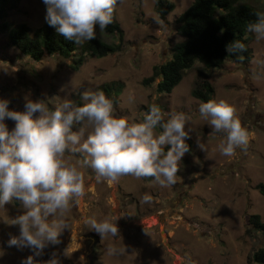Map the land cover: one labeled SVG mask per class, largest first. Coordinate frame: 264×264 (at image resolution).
I'll use <instances>...</instances> for the list:
<instances>
[{"label": "rangeland", "instance_id": "1", "mask_svg": "<svg viewBox=\"0 0 264 264\" xmlns=\"http://www.w3.org/2000/svg\"><path fill=\"white\" fill-rule=\"evenodd\" d=\"M168 1L173 10L162 19L155 11V0H118L111 25L117 24L122 31L120 50L102 58L87 57L76 69L72 58L45 56L34 61L23 56L0 31V99L9 101V110L23 112L29 99L45 100L49 108L65 96L83 103L79 93L84 90L100 91L105 84L120 83L121 92L113 104L118 117L138 123L152 103L166 114L183 112L191 117L186 125L192 130L186 140L189 152L181 160L173 186L132 176H123L114 185L96 183L94 172L82 169L85 187L91 188L82 203L65 215L68 227L58 237L60 243L34 257L40 264L53 252L60 264H255L249 257L264 248V232H247L249 216L258 215L264 222V195L259 189L264 185V64L258 63L264 60V40L249 35V62H226L209 70L195 63L169 94L158 93V79L150 84L144 80L154 66L170 59L171 48L182 40L176 19L192 2ZM248 2L264 12V0ZM8 5L0 24H26L31 29L46 24L41 0H15ZM96 39L118 43L117 35L105 30H97ZM201 70L213 87L212 100H223L236 109L235 116L250 135L246 151L237 150L231 157L219 153L223 134L212 133L198 113L202 102L191 96ZM5 123L9 130L14 126L11 120ZM145 194L151 197L149 202L142 199ZM24 211L16 199L0 211V264H20L32 255L27 247L7 245L10 237L19 235L11 220ZM82 217L97 221L118 217L121 239H101L87 225L77 223ZM109 244L125 251L109 256Z\"/></svg>", "mask_w": 264, "mask_h": 264}, {"label": "clouds", "instance_id": "2", "mask_svg": "<svg viewBox=\"0 0 264 264\" xmlns=\"http://www.w3.org/2000/svg\"><path fill=\"white\" fill-rule=\"evenodd\" d=\"M41 2L46 24L64 39L80 45L94 40L97 30L103 31L112 23L118 0ZM255 15L256 20L248 23L245 30L261 41L264 12ZM156 23L163 25L160 20ZM244 51L246 45L239 40L225 45L228 55ZM258 63L264 64V60ZM79 96L83 102L79 105L65 96L54 108H49L45 100L29 99L23 112L9 110V101L0 99V211L13 199L25 210L11 220L18 226L19 235L7 241L8 246L27 247L32 252L20 264H40L34 257L60 243L58 237L68 227L65 215L82 203L91 188L85 187L82 169H91L96 183L114 185L123 176L151 177L160 186L170 187L177 183L181 160L189 152L186 140L192 130L186 127L191 119L187 114H166L152 103L142 121L130 122L115 114L112 99L102 91L84 90ZM235 112L223 100H209L198 107L199 116L211 126L212 133L223 134L217 148L227 157L234 156L237 150L246 151L250 140ZM6 119L14 122L11 130ZM198 147L204 151L203 145L198 143ZM71 159L75 164L69 162ZM142 199L149 202L151 197L145 194ZM117 219L82 217L77 223L87 225L101 239H121ZM124 251L125 247L114 244L107 247L109 256ZM43 264L60 261L53 252Z\"/></svg>", "mask_w": 264, "mask_h": 264}, {"label": "trees", "instance_id": "3", "mask_svg": "<svg viewBox=\"0 0 264 264\" xmlns=\"http://www.w3.org/2000/svg\"><path fill=\"white\" fill-rule=\"evenodd\" d=\"M15 0H0V20L6 16L8 3ZM249 0H192L191 4L177 17L176 31L182 40L170 50V59L152 68L150 77L144 84H150L158 79L156 91L169 94L181 81L184 73L195 63L204 69H218L224 63L245 64L251 59L249 35L246 25L256 20L255 13L259 12ZM173 10V3L168 0H155V11L164 18ZM105 31L116 34L118 43H106L100 39L83 42L80 45L72 43L58 35L55 30L44 24L31 29L26 24L11 25L7 21L0 24V31L6 33L8 43L21 55L34 61H40L45 56H57L62 59L72 58L76 69L87 57L102 58L120 50L122 31L117 24H110ZM233 40H239L246 45V51L238 55H228L225 45ZM198 81L191 91V96L199 101L212 100L213 87L207 80L204 71L198 72ZM120 83H108L100 91L113 104L115 97L121 92ZM78 105L81 103H77ZM187 144L190 147L189 142ZM264 195V185L259 186ZM247 232H264V222L258 215L247 219ZM255 264H264V248L252 253L248 259Z\"/></svg>", "mask_w": 264, "mask_h": 264}]
</instances>
